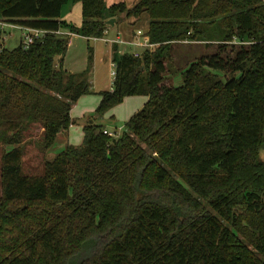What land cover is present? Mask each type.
Returning <instances> with one entry per match:
<instances>
[{
  "label": "trees",
  "instance_id": "1",
  "mask_svg": "<svg viewBox=\"0 0 264 264\" xmlns=\"http://www.w3.org/2000/svg\"><path fill=\"white\" fill-rule=\"evenodd\" d=\"M69 1L82 3L80 26L62 19ZM107 9L147 14L153 46L115 51L82 144L27 175L32 125L50 149L78 123L72 107L92 84L89 69L64 67L70 33L103 38ZM0 18L47 30L0 46V264H264V0H0ZM184 42L215 49L168 84ZM132 95L149 100L105 133L96 118Z\"/></svg>",
  "mask_w": 264,
  "mask_h": 264
},
{
  "label": "rangeland",
  "instance_id": "2",
  "mask_svg": "<svg viewBox=\"0 0 264 264\" xmlns=\"http://www.w3.org/2000/svg\"><path fill=\"white\" fill-rule=\"evenodd\" d=\"M127 5L131 4L124 1ZM108 8L109 0L106 1ZM130 6V5H128ZM109 13V9L105 11ZM76 17V16H75ZM81 19V15L78 16ZM119 32L112 31L109 38H116L118 34L123 39L132 38L133 33L141 36L144 41H147L146 33L149 29V17L147 14L141 15L139 18L128 17L126 13L121 12L118 16ZM136 20V22H134ZM11 28V29H10ZM9 33L5 40V46L12 49L18 46L23 40V30L18 27L9 26ZM66 31L69 32L67 29ZM72 33H70L71 35ZM92 39V38H91ZM90 47L93 48V58L90 62ZM120 53L125 52L129 46H120ZM214 47H206L203 44L197 43H177L173 47V57L168 64L166 72V82L171 85H181L184 81V70L188 64L198 57L210 54L214 51ZM113 55L112 43L103 40H88L84 37L74 36L71 38L70 46L64 58V65L67 70L74 74H84L89 69V80L92 84V93L83 95L73 106L72 116L86 123L90 116H93L94 111L101 101L100 91L110 89L113 85ZM146 96L132 95V99H124L123 102L107 111L103 117L96 118L97 123L102 124L110 132H115L118 136L124 131L127 120L133 113L139 111L146 103ZM138 101V102H137ZM141 101V102H140ZM85 116V117H84ZM72 143L80 145L82 139V129L77 126L71 129ZM81 133V135H80ZM43 129L40 125L34 124L28 131L24 141V160L23 169L27 175L42 174L44 165L47 160H52L64 148L62 146L63 138L57 139L50 149H45L43 146ZM9 147L0 143V195L2 193L1 184V157L2 153Z\"/></svg>",
  "mask_w": 264,
  "mask_h": 264
},
{
  "label": "crops",
  "instance_id": "3",
  "mask_svg": "<svg viewBox=\"0 0 264 264\" xmlns=\"http://www.w3.org/2000/svg\"><path fill=\"white\" fill-rule=\"evenodd\" d=\"M107 1V0H106ZM120 1H127L128 3H131V4H128L131 6H133L138 0H109V5L111 6L112 4L114 3H117V2H120ZM82 16V3L80 2H77V3H74L72 1H69L67 2L64 6H63V9H62V19L66 20L67 22L69 23H72V24H75L77 26H80L82 24V21H83V16L81 17V19L78 17V16ZM76 16V17H75ZM105 16L107 17V19L113 17L110 15V13H106L105 12ZM118 16H116V24L115 26H109V28L106 30V34L103 38H92V39H95V40H103L105 42H111L112 43V55L114 58V54L116 53L115 51H117L118 53H120V46L122 45H125V46H129L130 48H128L125 52H132V53H135V52H138V53H142L144 50H145V46H141V45H136V44H123V43H113L112 40L113 39H116L117 37H120V34L117 35L116 38H109V34L112 32V31H117V33L119 32V20H118ZM134 22H136V20H134ZM10 26H13V27H18L20 28V26L18 25H15V24H12ZM11 29V28H10ZM9 29V26L6 27V30H7V34L9 33L10 31ZM21 29V28H20ZM74 36H79V37H84V38H87L85 36H82V35H79V34H75V33H72L71 34V38L74 37ZM71 38H70V42H69V46H70V43H71ZM122 38V37H121ZM147 39L148 36L146 37ZM7 39V38H6ZM88 40H92L91 38H87ZM123 39V38H122ZM124 40H127V41H133V40H137V41H141L143 42L144 40L142 39L141 36H138L136 35V33H133L132 35V38L130 39H124ZM69 48V47H68ZM117 48V50H115ZM121 53H124V52H121ZM65 67V65H64ZM66 68V67H65ZM67 69V68H66ZM107 90V89H106ZM146 96L145 99H146V102L149 100V97L147 95H144ZM125 99H132L130 101H133L134 98H132V96H128L126 97ZM138 102V101H137ZM141 102V101H140ZM74 106V105H73ZM72 110H73V107H72ZM72 110H71V115H72ZM137 112V111H136ZM135 112V113H136ZM133 113V114H135ZM132 114V115H133ZM131 115V116H132ZM74 117V116H72ZM85 117V116H84ZM84 122L82 121L81 123H76V124H73L70 126L69 130L67 132H61L58 134L57 136V139H60L61 137L63 138V143H62V146H64V148H66V146L68 144H73L75 145L74 143H72V134H73V131L71 132V129H74L75 127L79 126L81 129H82V139H84V132H83V126H84ZM81 135V133H80ZM56 139V140H57ZM83 142V141H82ZM82 144V143H81Z\"/></svg>",
  "mask_w": 264,
  "mask_h": 264
},
{
  "label": "built area",
  "instance_id": "4",
  "mask_svg": "<svg viewBox=\"0 0 264 264\" xmlns=\"http://www.w3.org/2000/svg\"><path fill=\"white\" fill-rule=\"evenodd\" d=\"M12 25L11 23L5 21L4 19L0 18V46L5 45V40L7 38V30L6 27ZM21 30H23V40L22 43L23 45L27 48L34 40L40 39L44 36V34L47 32V30L40 29V28H33V27H26V26H20ZM113 43H123V44H136V45H141L145 47H152L153 44L149 42V39L147 41H127L122 39L121 37H117L116 39L112 40ZM141 53L135 52V56H140ZM113 66V71L112 75L115 79L116 77V62H112ZM114 81V80H113ZM105 133L111 135V136H116L115 132H110L107 129L105 130Z\"/></svg>",
  "mask_w": 264,
  "mask_h": 264
},
{
  "label": "water",
  "instance_id": "5",
  "mask_svg": "<svg viewBox=\"0 0 264 264\" xmlns=\"http://www.w3.org/2000/svg\"><path fill=\"white\" fill-rule=\"evenodd\" d=\"M107 24L109 25V26H115V24H116V17H111V18H109L108 20H107Z\"/></svg>",
  "mask_w": 264,
  "mask_h": 264
}]
</instances>
